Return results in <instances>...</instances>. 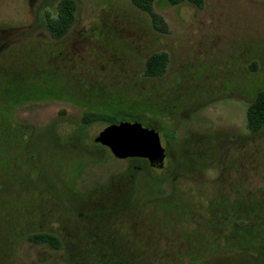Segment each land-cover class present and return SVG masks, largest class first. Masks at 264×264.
Wrapping results in <instances>:
<instances>
[{
  "label": "rangeland",
  "instance_id": "374dc122",
  "mask_svg": "<svg viewBox=\"0 0 264 264\" xmlns=\"http://www.w3.org/2000/svg\"><path fill=\"white\" fill-rule=\"evenodd\" d=\"M62 1L0 0V264H264V130L247 126L264 0H159L160 22L131 0H73L55 39ZM158 52L167 72L148 78ZM134 121L159 133L163 170L95 142Z\"/></svg>",
  "mask_w": 264,
  "mask_h": 264
},
{
  "label": "trees",
  "instance_id": "16d2710c",
  "mask_svg": "<svg viewBox=\"0 0 264 264\" xmlns=\"http://www.w3.org/2000/svg\"><path fill=\"white\" fill-rule=\"evenodd\" d=\"M133 4L151 14L155 21L160 22L161 18L154 12V4L159 0H131ZM172 6L180 5L185 1L202 7L204 0H164ZM76 4L73 0H63L59 6L58 17L55 20L49 19V29L52 37L57 39L65 36L71 29L75 20ZM169 65V55L165 52L152 54L146 61L144 75L148 78L163 77ZM115 117V116H114ZM107 120L103 115L96 113H85L81 123L83 126H91L95 122ZM109 120V119H108ZM247 126L252 133H259L264 130V90L259 91L256 98L250 103L247 110ZM30 240L36 244H48L60 247L58 237L52 234L32 235Z\"/></svg>",
  "mask_w": 264,
  "mask_h": 264
},
{
  "label": "water",
  "instance_id": "95a60500",
  "mask_svg": "<svg viewBox=\"0 0 264 264\" xmlns=\"http://www.w3.org/2000/svg\"><path fill=\"white\" fill-rule=\"evenodd\" d=\"M95 142L108 147L118 159L145 158L153 166L163 167L166 150L159 133L141 123L121 122L106 127Z\"/></svg>",
  "mask_w": 264,
  "mask_h": 264
},
{
  "label": "flooded vegetation",
  "instance_id": "af4514ba",
  "mask_svg": "<svg viewBox=\"0 0 264 264\" xmlns=\"http://www.w3.org/2000/svg\"><path fill=\"white\" fill-rule=\"evenodd\" d=\"M57 39H59V38H57ZM135 122H137V121H134L133 123H135ZM140 123V122H139ZM119 124V123H118ZM98 144V143H97ZM99 145H101V144H99ZM103 146V145H102ZM103 147H105V148H107L108 150H110L108 147H106V146H103ZM166 150V149H165ZM111 151V150H110ZM112 153V152H111ZM114 156V155H113ZM115 157V156H114ZM166 158H167V150H166ZM131 159H141V160H144V161H146L148 164H149V166H150V169H152V170H156V169H159V170H163L164 169V167H165V163H164V166L163 167H160V166H153V165H151V163H150V161L148 160V159H145V158H129V159H125V160H131ZM166 160V159H165Z\"/></svg>",
  "mask_w": 264,
  "mask_h": 264
}]
</instances>
